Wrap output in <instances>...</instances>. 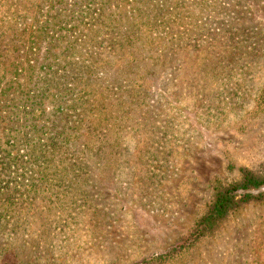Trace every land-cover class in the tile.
<instances>
[{
	"label": "rangeland",
	"instance_id": "374dc122",
	"mask_svg": "<svg viewBox=\"0 0 264 264\" xmlns=\"http://www.w3.org/2000/svg\"><path fill=\"white\" fill-rule=\"evenodd\" d=\"M195 43L176 49L149 90L104 107L113 118L98 163L109 166L50 174L30 202L13 207L0 247L35 264H161L156 258L184 242L214 187L238 180L241 168H264V32L246 54L239 43ZM162 264H264V200Z\"/></svg>",
	"mask_w": 264,
	"mask_h": 264
},
{
	"label": "trees",
	"instance_id": "16d2710c",
	"mask_svg": "<svg viewBox=\"0 0 264 264\" xmlns=\"http://www.w3.org/2000/svg\"><path fill=\"white\" fill-rule=\"evenodd\" d=\"M261 11L264 3L251 0H0V230L50 174L109 166L98 160L107 155L113 117L104 107L112 98L149 90L180 45L239 43L246 54L264 32ZM263 200L264 168H241L238 180L214 187L184 242L156 260L182 253L230 213ZM14 251L1 246L0 264H35Z\"/></svg>",
	"mask_w": 264,
	"mask_h": 264
}]
</instances>
